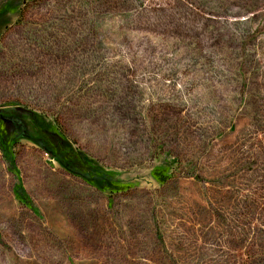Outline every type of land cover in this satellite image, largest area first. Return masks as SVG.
<instances>
[{
    "label": "rangeland",
    "instance_id": "rangeland-1",
    "mask_svg": "<svg viewBox=\"0 0 264 264\" xmlns=\"http://www.w3.org/2000/svg\"><path fill=\"white\" fill-rule=\"evenodd\" d=\"M0 264H264V0H0Z\"/></svg>",
    "mask_w": 264,
    "mask_h": 264
},
{
    "label": "trees",
    "instance_id": "trees-1",
    "mask_svg": "<svg viewBox=\"0 0 264 264\" xmlns=\"http://www.w3.org/2000/svg\"><path fill=\"white\" fill-rule=\"evenodd\" d=\"M15 121H16L17 124H15L14 122H12V120H11V122H12V123L18 128V130L20 131V132H19V136L30 140L29 136H28L27 133H26V130H25L24 124H22V122H20L19 120H15ZM47 150H48V149H47ZM48 151H49V150H48ZM61 165H63L64 167L67 168L66 164L61 163ZM67 169H69V168H67ZM71 171H72V170H71Z\"/></svg>",
    "mask_w": 264,
    "mask_h": 264
}]
</instances>
